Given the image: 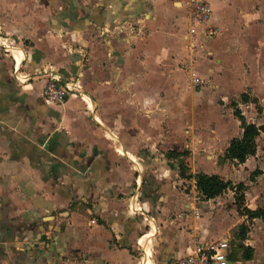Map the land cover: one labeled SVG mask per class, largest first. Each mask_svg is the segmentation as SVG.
Wrapping results in <instances>:
<instances>
[{
	"label": "crops",
	"instance_id": "crops-1",
	"mask_svg": "<svg viewBox=\"0 0 264 264\" xmlns=\"http://www.w3.org/2000/svg\"><path fill=\"white\" fill-rule=\"evenodd\" d=\"M206 1L217 33L193 53L188 0H0V264H163L222 237L232 260L264 264V219L241 215L231 189L199 198L196 217V181L166 155L188 152L191 174L235 170L227 179L246 184V205L264 206L258 143L244 163L225 155L243 131L234 108L217 116L223 165L191 130L211 118L197 110L216 92L233 95L259 126L248 115L257 105L264 113V0ZM192 69L206 81L200 89L190 85ZM52 74L76 80L78 92L49 102ZM231 123L238 135L227 134ZM186 182L190 193L179 192ZM138 202L144 215L130 210ZM242 223L245 239L236 233Z\"/></svg>",
	"mask_w": 264,
	"mask_h": 264
},
{
	"label": "built area",
	"instance_id": "built-area-1",
	"mask_svg": "<svg viewBox=\"0 0 264 264\" xmlns=\"http://www.w3.org/2000/svg\"><path fill=\"white\" fill-rule=\"evenodd\" d=\"M212 13L213 10L206 0H188V15L193 25L188 27L189 34L193 36L188 45L190 52H196L202 41L213 37L217 33V28L210 25L209 22ZM195 25H198L199 30L194 27ZM193 59H195L194 55H192L190 67H195ZM205 83L206 81L199 77L194 69L190 70L191 87L200 89ZM79 88L80 86L76 80L66 79L58 74H52L43 90V96L49 102L61 103L70 95L78 92ZM198 200L199 195L196 194L193 197V201L189 202L190 212L196 217L200 216ZM130 210L134 213L144 215L139 202L136 205L133 204L130 206ZM140 245L143 246L141 243ZM144 254L148 255L146 249H144ZM163 264H242V262L231 259L229 254V240L222 237L208 242L197 241L191 246H188L183 254L170 257Z\"/></svg>",
	"mask_w": 264,
	"mask_h": 264
},
{
	"label": "trees",
	"instance_id": "trees-1",
	"mask_svg": "<svg viewBox=\"0 0 264 264\" xmlns=\"http://www.w3.org/2000/svg\"><path fill=\"white\" fill-rule=\"evenodd\" d=\"M244 102L249 100V97L244 94L242 97ZM256 102V100H254ZM257 103V102H256ZM257 111L261 112L262 109L259 105L256 106ZM233 114L240 120L241 127L243 129L241 136L234 137L231 139L227 149L226 157L234 160L238 163H244L247 158L251 155H255L257 151V137L260 135L259 126L255 123L248 122L246 117L243 115L242 111L236 107L234 104ZM166 155L169 158L177 159L178 168L181 170L180 175L184 178L194 177L196 181V187L200 194L206 198H214L221 195L227 190L231 189L234 191L235 203L238 208V212L241 215H245L248 219L262 218L264 219V206L258 207L256 209H251L246 205V184L244 182L233 183L230 179H224L218 174H208L204 172H198L195 174H187L185 169L186 165L184 163V156L188 155V152L182 151H168ZM260 170L256 169L252 173V178L257 175ZM249 231V227L246 223H242L238 227L236 232L241 239H245ZM244 257L246 259H251L253 254V249L251 247L244 246Z\"/></svg>",
	"mask_w": 264,
	"mask_h": 264
},
{
	"label": "rangeland",
	"instance_id": "rangeland-1",
	"mask_svg": "<svg viewBox=\"0 0 264 264\" xmlns=\"http://www.w3.org/2000/svg\"><path fill=\"white\" fill-rule=\"evenodd\" d=\"M9 53H10V51H9ZM219 88H220V85H219ZM193 102H194L193 104H200V101H198L197 98L194 99ZM232 102H234V96L233 95L222 94V93L216 92L215 95L213 96V98L209 101L210 108L209 107H204V108H201V109L197 110V114L198 115H202V113H203V115H205L206 117H207V115H209V117H211V118L208 121H206L204 123V126H202V127L201 126L198 127L196 125H192L191 126V130L195 129V135L196 136L204 138V136L206 135L205 139L208 141V143L206 144L205 148L207 150H209V149L216 150L217 154H218L216 159H217L218 163L222 164V165H223L224 162H228L229 160L227 161L225 156H223V153H222L223 152L222 150L224 149V146H225L226 142L224 140L222 141V137L219 135L220 133L222 134L223 128H222L220 120H219V118L217 116L218 115L220 116V113H222V116H225L226 118H230L231 115H230V113H228V110L230 108L233 110L234 104ZM248 117L251 120L255 119L256 122H260L259 125L264 124V113L261 114V112H258L255 107H254L253 113L249 114ZM199 119H201V118L198 117L197 120H199ZM228 126L231 129L230 130L229 128H227V134L228 135L229 134L233 135V136L238 135L239 128L236 126L235 123L228 124ZM204 130L206 131V133L204 132ZM208 130H209V133H207ZM212 134H215L217 136V138H216L217 139V141H216L217 143H213L214 141L211 140V136L209 137V135H212ZM257 143H258V147H259V149H258L259 150V156L261 158H263L264 157V130L260 129V136L257 139ZM143 151H145L146 155H148V157L151 158V161H152L153 158H160V160L162 158L161 152H158L157 150H153V151L151 150L150 151L148 148H146V149H143ZM183 160H184V163L186 165L185 169L187 171V174L192 173L190 171L191 170L190 167L187 165V161H186L185 157L183 158ZM206 160H208V159H206ZM173 161L175 162V161H177V159L174 158ZM203 162H205V161H203ZM145 163H148V162H145ZM224 167L225 166H222L221 169H220V172H222L221 170H224V174H220V176H222L223 178L227 179V173L229 172V176L231 178H235L236 177L235 170L229 168L228 171H226L227 168H224ZM149 169L153 170L150 167H149ZM175 169L173 167H171V170L175 171ZM180 171L181 170L178 169L176 173H178V175H179ZM188 179H190V178H188ZM185 186H186V188H184L182 185L178 186L179 192L181 190H183V189L184 190L186 189V191L190 193V188H192L191 187L192 185H189V183L186 182ZM193 194L195 195V192ZM198 194H199V198L200 199H204V197L200 193H198ZM189 199H192V198H189ZM147 230H145L146 233H147ZM235 237H236V235H235ZM238 238H239V236H238ZM238 238L236 237L235 240L232 242V246H233L234 250L236 248L238 249V247H239L238 243H239L240 239H238ZM151 243L149 244V248L151 246ZM234 254H235V251H234ZM243 255H244V252H243Z\"/></svg>",
	"mask_w": 264,
	"mask_h": 264
},
{
	"label": "bare ground",
	"instance_id": "bare-ground-1",
	"mask_svg": "<svg viewBox=\"0 0 264 264\" xmlns=\"http://www.w3.org/2000/svg\"><path fill=\"white\" fill-rule=\"evenodd\" d=\"M7 43V42H6ZM16 49V48H15ZM15 49H13V56H15V55H17V57H18V60H22V59H24V53H23V51L22 50H15ZM14 50L16 51V54H15V52H14ZM12 51V50H11ZM10 51V52H11ZM15 54V55H14ZM16 63H17V67H19L20 66V63L17 61V59H16ZM83 97H87V95H85V96H83ZM155 225V224H154ZM153 226V225H152ZM150 234H153V232H150Z\"/></svg>",
	"mask_w": 264,
	"mask_h": 264
},
{
	"label": "water",
	"instance_id": "water-1",
	"mask_svg": "<svg viewBox=\"0 0 264 264\" xmlns=\"http://www.w3.org/2000/svg\"><path fill=\"white\" fill-rule=\"evenodd\" d=\"M259 129L264 130V124L259 125Z\"/></svg>",
	"mask_w": 264,
	"mask_h": 264
}]
</instances>
